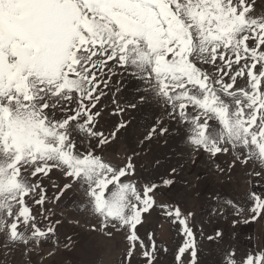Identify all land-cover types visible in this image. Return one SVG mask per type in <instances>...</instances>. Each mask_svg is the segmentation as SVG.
Instances as JSON below:
<instances>
[{"label": "snow or ice", "instance_id": "1", "mask_svg": "<svg viewBox=\"0 0 264 264\" xmlns=\"http://www.w3.org/2000/svg\"><path fill=\"white\" fill-rule=\"evenodd\" d=\"M125 76L142 85L193 152L213 159L230 154L229 170L238 162L264 166V0H0L5 247L39 246L55 235L53 224L40 226L33 205L43 215L47 200H59L77 184L85 196L82 207L97 220L91 231L107 240L121 235L120 264H132L134 256L157 264L161 249L154 234L147 242L139 234L145 214L155 208L183 238L175 264H199L194 214L157 204L159 185L138 186L131 157L121 166L102 155L127 126L121 121L110 132L100 129L103 98L112 93L113 115L136 107L120 105L118 85L113 92V78ZM167 132L159 119L146 139ZM54 170L71 182L53 184L59 192L49 198L42 180ZM225 203L234 215L248 217L244 223L264 218V193ZM207 239L222 240L223 234ZM222 256L221 264H264V250L244 257L225 250Z\"/></svg>", "mask_w": 264, "mask_h": 264}, {"label": "rangeland", "instance_id": "2", "mask_svg": "<svg viewBox=\"0 0 264 264\" xmlns=\"http://www.w3.org/2000/svg\"><path fill=\"white\" fill-rule=\"evenodd\" d=\"M259 4L260 0H257ZM259 11L261 9L257 7ZM117 85L120 91L116 96L120 105L135 102L136 107L113 115L112 93L103 98L105 107L100 118V129L107 133L121 121L127 122L116 138L101 150L106 160L123 166L131 157L136 168V176L132 179L137 181L138 186L149 182L159 185L157 204L179 206L183 211L194 214L199 264H221L225 250H235L237 257L264 250V218L244 223L248 217L234 215L231 206L225 203L229 199L239 201L251 191L264 193V166L251 161L247 165L238 162L229 170L232 161L230 154L213 159L205 153L193 152L183 132L175 122L167 119L157 102L142 91L138 81L127 76L113 78V92ZM141 96H144L143 101L140 100ZM159 119H163V126L168 127L169 132L146 139ZM217 165L225 171L220 172ZM173 168L176 169L175 173H172ZM163 179H171L173 184L165 185ZM70 182V178L56 170L50 174V178L44 177L42 180L49 198L59 192L53 184L63 186ZM84 203L83 191L73 184L59 200L46 201L43 215H39L40 207L33 205L40 226L46 228L53 224L55 235L42 239L39 246L30 243L27 248L11 244L5 247V237L0 235V264H120L125 252L121 235L115 233L113 239L107 240L92 232L91 226L97 220L82 207ZM233 220L241 222L234 226ZM55 221L60 223L55 224ZM201 229L203 235L200 234ZM217 231L223 234V239L209 241L207 237L215 236ZM150 232L161 249L157 264H175V253L183 238L159 208L146 213L144 224L139 228V234L146 242ZM164 248L168 251H162ZM132 264H143L142 258L134 256Z\"/></svg>", "mask_w": 264, "mask_h": 264}]
</instances>
